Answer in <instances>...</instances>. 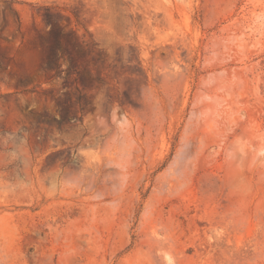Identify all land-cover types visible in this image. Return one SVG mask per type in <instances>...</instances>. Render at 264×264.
Returning a JSON list of instances; mask_svg holds the SVG:
<instances>
[{
  "label": "rangeland",
  "instance_id": "374dc122",
  "mask_svg": "<svg viewBox=\"0 0 264 264\" xmlns=\"http://www.w3.org/2000/svg\"><path fill=\"white\" fill-rule=\"evenodd\" d=\"M0 264H264V0H0Z\"/></svg>",
  "mask_w": 264,
  "mask_h": 264
},
{
  "label": "trees",
  "instance_id": "16d2710c",
  "mask_svg": "<svg viewBox=\"0 0 264 264\" xmlns=\"http://www.w3.org/2000/svg\"><path fill=\"white\" fill-rule=\"evenodd\" d=\"M52 32L54 35V44L49 46L48 60L53 61L55 58H57V61H59L63 57L58 56V54L56 53V50L60 49V38L62 36V31L60 29H54L52 30Z\"/></svg>",
  "mask_w": 264,
  "mask_h": 264
}]
</instances>
